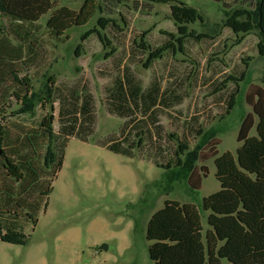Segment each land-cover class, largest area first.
<instances>
[{
	"label": "rangeland",
	"instance_id": "374dc122",
	"mask_svg": "<svg viewBox=\"0 0 264 264\" xmlns=\"http://www.w3.org/2000/svg\"><path fill=\"white\" fill-rule=\"evenodd\" d=\"M84 1L54 0L56 7L76 11ZM166 1L148 9L145 3L138 7L142 0H120L112 18L121 30L101 31L111 40L107 47L94 34L83 40L91 29H99V15L60 39L46 28L50 15L26 25L37 59L27 70L22 67L21 76L27 73L39 92L48 77L56 79L54 129L61 135L57 142L66 133L75 135L66 137L63 165L51 183L47 210L42 204L36 224L21 222L26 244L0 241V264H153L147 223L166 200L195 205L207 228L209 212L201 210V202L220 190L215 154L235 153L240 146L237 137L242 121L252 113L256 93L263 91L264 57L258 54L255 35L237 45V38L224 27L229 10L222 2L235 8L241 6L240 0ZM179 2L196 8L203 17L189 29L214 39L189 40L183 52L164 53L147 64L149 52L139 48L141 42L157 48L165 43L163 33H176L171 6ZM11 30L9 26L12 34ZM112 48L114 53H110ZM242 70L246 78L238 83L235 107L222 119L235 84H226L221 93L215 90L227 76ZM125 79L145 94L155 88L160 93L167 90L164 104L158 103L161 111L155 127L144 106L122 116L124 107L119 109L111 94ZM44 113L38 107L33 117H22L19 123L37 127ZM141 119L147 120L154 133L151 141L147 142L145 134L143 144L137 138L129 141V156L111 151L109 146L122 141ZM200 130L209 139L198 152L190 179L192 184L200 180V188L193 189L185 180L172 183L167 164L175 158L176 142L169 135L194 150L202 138L197 134ZM255 135L253 129L250 136Z\"/></svg>",
	"mask_w": 264,
	"mask_h": 264
},
{
	"label": "trees",
	"instance_id": "16d2710c",
	"mask_svg": "<svg viewBox=\"0 0 264 264\" xmlns=\"http://www.w3.org/2000/svg\"><path fill=\"white\" fill-rule=\"evenodd\" d=\"M143 3L149 9L155 3L168 1L142 0L138 7L142 8ZM240 3L241 6L234 8L222 2L223 7L229 10L224 27L237 38V45L249 35H255L258 38V54L264 57V0H240ZM119 4L120 0H104L103 3L85 0L76 11L65 6L56 7L54 0H0L1 242L27 243L20 224L27 220L36 224L42 204L44 211L47 210L51 183L63 165L66 137L75 135L73 132L66 133L64 139L57 142L61 135L54 129L56 79L48 77L39 92L34 89L27 73L21 76L22 67L27 70L28 64L37 59L32 40L28 39L31 37L30 31L25 27L50 15L46 28L60 39L71 29L85 26L99 15L100 30L91 29L83 40L94 34L103 47H107L111 45V40L101 31L113 27L121 30L112 18ZM135 4L139 5L138 2ZM171 14L176 33H163L166 39L160 47L152 48L142 42L139 46L141 50L149 52L147 64L160 59L164 53L183 52L189 40L200 42L214 39L189 29V25L203 21L196 8L179 2L171 6ZM9 26L12 27V34ZM114 51L115 48H112L110 53ZM245 69H248L247 65ZM245 78L246 70L238 75L231 74L215 90V93H221L226 84H235L222 119L234 109L240 90L238 83ZM125 81L111 94L112 98H117L118 108L124 107L122 116H126L127 111L131 114L134 108L144 106L146 111L151 112L150 119L154 126L156 114L161 111L158 103L164 104L167 90L160 93L155 88L145 94L137 84L129 79ZM38 107L45 113L37 127L28 128L19 123L22 117H33ZM130 129L122 141L109 146L111 151L129 156V141L139 139V143L143 144L146 142L145 134L149 143L154 136L144 119ZM253 129L256 135L250 136ZM197 134L202 138L194 150L186 141L174 134L169 135L176 142L175 158H170L167 164L172 183L189 182L193 176L198 152L209 139L208 134L201 130ZM141 135L144 138H139ZM237 141L240 146L235 153L215 154V178L220 190L201 202V210L209 212L207 228L202 224L200 209L193 204L172 200H166L163 207L149 219L146 239L151 243L148 251L153 264H264V73L263 91L256 93L252 113L243 119ZM158 153L161 154L160 151ZM156 164L164 166L159 162ZM197 182L192 184L190 181L193 189L200 188V180L197 179Z\"/></svg>",
	"mask_w": 264,
	"mask_h": 264
}]
</instances>
